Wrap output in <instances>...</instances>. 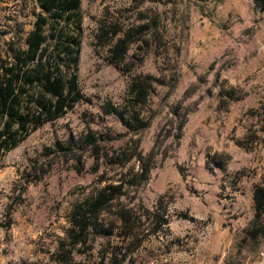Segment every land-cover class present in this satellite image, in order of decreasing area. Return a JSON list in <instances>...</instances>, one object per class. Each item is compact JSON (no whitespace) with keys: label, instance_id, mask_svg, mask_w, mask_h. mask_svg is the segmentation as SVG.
Listing matches in <instances>:
<instances>
[{"label":"rangeland","instance_id":"obj_1","mask_svg":"<svg viewBox=\"0 0 264 264\" xmlns=\"http://www.w3.org/2000/svg\"><path fill=\"white\" fill-rule=\"evenodd\" d=\"M40 12L39 0H0V65ZM79 15L82 100L0 157V262L56 264L74 206L122 186L98 217L110 233L91 234L75 262L264 264V237L243 240L264 182V13L253 0H81ZM102 21L145 26L122 70ZM126 70L152 77L140 133L105 114L124 103Z\"/></svg>","mask_w":264,"mask_h":264},{"label":"trees","instance_id":"obj_2","mask_svg":"<svg viewBox=\"0 0 264 264\" xmlns=\"http://www.w3.org/2000/svg\"><path fill=\"white\" fill-rule=\"evenodd\" d=\"M253 2L259 12L264 13V0ZM80 4L81 0H39L41 12L35 15L33 28L24 40L25 49L11 46L12 60L0 65V157L37 128L63 117L82 100L75 72L81 36ZM145 30L144 25L120 29L114 23L102 21L97 38L108 47V63L122 70L121 64L130 47L143 38ZM50 41L52 45H49ZM125 72L130 80L124 103L121 107L107 105L105 114L117 117L126 127L140 133L147 127L141 121L140 108L151 94L152 77L131 75L129 70ZM226 95L236 100L232 92ZM94 141L89 135L83 138L88 145ZM137 158L140 162L142 154L138 153ZM146 172L141 175L143 180ZM121 190L122 186H106L74 206L66 240L59 241L51 255L56 264H80L72 258L74 249L85 247L91 234L110 233L109 229L100 227L98 217L114 198L122 196ZM252 201L253 218L244 230L243 240L264 237V182L254 186ZM118 214L126 225L129 218L124 213ZM130 234V229H126V235ZM124 257L118 260L114 257L111 264H120Z\"/></svg>","mask_w":264,"mask_h":264},{"label":"built area","instance_id":"obj_3","mask_svg":"<svg viewBox=\"0 0 264 264\" xmlns=\"http://www.w3.org/2000/svg\"><path fill=\"white\" fill-rule=\"evenodd\" d=\"M0 264H19V263L16 260H7L0 262Z\"/></svg>","mask_w":264,"mask_h":264}]
</instances>
